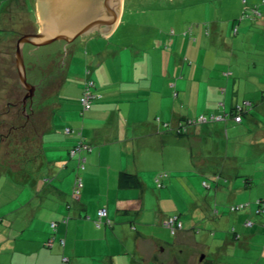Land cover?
I'll use <instances>...</instances> for the list:
<instances>
[{"label":"crops","instance_id":"crops-1","mask_svg":"<svg viewBox=\"0 0 264 264\" xmlns=\"http://www.w3.org/2000/svg\"><path fill=\"white\" fill-rule=\"evenodd\" d=\"M121 16L110 34L98 33L101 40L94 46L96 32H91L80 40L79 50L73 51L68 70L76 63L82 73L75 74L73 94L65 97L62 93L67 75L51 93L52 101L44 104L47 124L39 135L40 151L25 160L35 167L27 170L33 164L23 163L15 172L0 171L5 184L15 183L17 189L10 197L4 184L0 192V264H180L189 246L198 248L189 253L194 264H202L208 254L217 260V255L228 252L219 238L206 245L209 229L206 225L203 230L197 228L201 224L198 217L209 215L211 209L209 199L199 197L198 189L188 183L193 179L185 184L190 197L187 205L166 197L174 193V180L189 168L199 180L206 174L214 177L200 145L204 141V146L209 145L211 129L236 122L223 118L217 124H192L188 120L201 114L231 115L237 104H243L246 117L252 119V102L240 100L243 81L236 69L221 67L224 62L218 64L205 56L208 65L198 58L188 62L187 55L182 56L183 39L177 35L148 50L119 47L111 41ZM200 31L193 41L202 38ZM28 51L31 54L33 49ZM85 69L101 95L88 110L79 103ZM79 141L86 147L70 154ZM40 170L47 171L44 182L35 180ZM123 172L134 175L126 184L121 180ZM159 172L167 174L161 187L155 182ZM77 178L81 184L75 193ZM149 191L156 194L151 196L156 205L150 203ZM101 207L106 208L109 222L102 221L97 227ZM171 215L183 222L176 233L163 225ZM233 237L243 239L238 234ZM201 250L206 253L200 254Z\"/></svg>","mask_w":264,"mask_h":264},{"label":"rangeland","instance_id":"rangeland-1","mask_svg":"<svg viewBox=\"0 0 264 264\" xmlns=\"http://www.w3.org/2000/svg\"><path fill=\"white\" fill-rule=\"evenodd\" d=\"M253 2L259 4L260 0H247L246 3L243 0H123L124 10L120 27L111 41L119 44V47L133 46L135 50H148L149 46L159 47L158 43L165 38L180 36L183 39L184 58L186 55L187 60L198 58V61L201 60L206 65V60L218 64L224 62L225 65L221 67L236 69L243 81L241 103L247 100L252 102V119H248L246 113L242 114L243 121H235L228 112L215 114L224 115V120L236 123L233 126L225 125L211 129L207 135L209 145L204 146L206 141L200 145L206 153L214 177L206 174L199 180L189 168L188 172L181 173L178 181L174 180V193L166 197L168 201L174 198L187 205L190 197L185 184L191 178L193 183H188L198 189V193L195 191L198 196L209 199L211 213L198 217L196 221L201 224L197 228L203 230V225H206V229H209L210 238L206 245H209L212 238H219L226 244L225 249L228 252L217 255V260L215 256L208 254L202 264H264V212L256 214L254 211L258 198L262 200L261 205L264 204V138H261L264 130H260L264 129L261 127L264 125V9L260 8L262 10L258 16L240 19L244 11L251 12L248 9L255 3L249 8L248 4ZM32 13L36 15L35 19ZM38 29H42V24L37 11V0H0V171L3 173L6 170L15 172L23 163L33 164L27 170L35 167L32 161L25 160L38 153L39 135L47 124V107L37 110L33 124L26 120V115L21 114L18 108V101L25 89L19 81L16 68V39L24 33ZM199 29L202 38L195 42L192 38L196 37ZM92 36L96 40L92 43L94 46L101 40V35L96 32ZM83 37L86 36L77 37L70 43H57L60 58L66 63L61 78L64 79L68 75L67 80L63 81L64 87L61 85L63 89L60 87L65 97L73 94L76 88L75 74L79 71L82 73L81 66L77 67L76 63L70 71L67 65L73 51L79 50ZM48 45L33 47L34 52L37 51V56H40ZM161 45L165 47L166 44L162 42ZM75 46L77 50H73ZM196 47L202 50L198 51ZM206 48L210 50L207 53L203 52ZM23 55L24 62L28 64V44L24 45ZM202 56H205L206 60H203ZM54 71L51 70L50 77L54 75ZM59 82V79L55 82L47 81L42 90V99L46 97L44 104L52 101L51 93L59 87ZM242 105L237 104L234 109ZM208 121L217 124L223 120ZM45 147L43 146V151ZM193 147L195 148V144ZM40 173L42 174L35 180L46 181L47 171L40 170ZM3 176L0 177V192L6 181ZM26 177L25 175L24 178ZM5 185L8 196H15V183L8 181ZM147 195L151 200V196L156 194L149 191ZM151 202L156 205L155 198L152 197ZM233 205L242 207L231 210ZM246 219H250L253 226L244 225ZM233 234H238L243 239H237ZM196 249L198 248L189 246L185 250L187 257L180 264H194L189 253H195ZM212 249L215 250V246H212ZM202 253L206 251L201 250L200 254Z\"/></svg>","mask_w":264,"mask_h":264},{"label":"water","instance_id":"water-1","mask_svg":"<svg viewBox=\"0 0 264 264\" xmlns=\"http://www.w3.org/2000/svg\"><path fill=\"white\" fill-rule=\"evenodd\" d=\"M37 11L42 29L24 33L16 39L15 62L21 85L26 89L22 97L32 98L35 85L27 80L23 45L38 48L58 40L72 42L91 32L108 35L123 12V0H37Z\"/></svg>","mask_w":264,"mask_h":264},{"label":"built area","instance_id":"built-area-1","mask_svg":"<svg viewBox=\"0 0 264 264\" xmlns=\"http://www.w3.org/2000/svg\"><path fill=\"white\" fill-rule=\"evenodd\" d=\"M259 5H264V0H260L259 4L254 5L253 7H251L248 10H251V12H246V13H242L240 19H242L243 17H248V18H252L255 16H258L261 14L260 10H259ZM89 69H85V80H84V84H83V88H82V92L81 95L79 97V103L82 107L83 110H88L90 109V107L92 106V103L94 102V100L98 99L101 97V95L96 92V87H95V82L94 80L89 76ZM175 95V92L173 93ZM242 106H237V109H241ZM224 115H217L215 116L214 114H210L209 116H205V115H199L196 119H190L188 120L189 123H196V122H204V121H208V120H215V119H223ZM234 119L236 121H240L241 117L240 115H235ZM185 129V127H182ZM179 131H181V128L178 129ZM83 147H86L85 144H82L81 141H79L73 148L70 149L69 153L70 154H76L80 149H82ZM82 160V158L80 159V161ZM80 165L82 166V161L80 162ZM167 174L165 172H159L155 175V182L157 184L158 187L163 186L162 184V179L166 176ZM81 184L80 179L77 178L76 182L74 183V191L75 193H77V187ZM73 193V194H75ZM261 203L262 200L261 199H257V203L256 205L258 206L256 209V212H262L263 209L261 208ZM242 206L240 205H233L230 207L231 210H237L239 208H241ZM107 216V212H106V208L105 207H101L97 210V219L95 220V225L97 227H99L102 223V221L108 223L109 220L106 218ZM105 219V220H104ZM164 226L168 227L171 231V233H176L178 230L182 229L183 227V222L182 220H180L178 218L177 215H171L168 216L166 218V220L163 223ZM244 225L246 226H251L252 222L250 220H246L244 222ZM52 226H54V223H52ZM51 241L48 240L46 242L47 245H50ZM65 259V258H64ZM63 259V260H64Z\"/></svg>","mask_w":264,"mask_h":264},{"label":"flooded vegetation","instance_id":"flooded-vegetation-1","mask_svg":"<svg viewBox=\"0 0 264 264\" xmlns=\"http://www.w3.org/2000/svg\"><path fill=\"white\" fill-rule=\"evenodd\" d=\"M124 10V8H123ZM64 40H58L55 42L50 43V45L46 46L40 56H37V51H31L30 56L31 59L29 60L28 64H26V75L27 80L35 85V90L32 98L26 99L25 108L22 105V97L27 92L25 89L24 94L22 95L21 99L18 101V108L21 114L26 115V120L31 124L35 121V113H37L38 109H44V101L46 99L43 98V87L46 86L47 81L53 80L54 78H58L59 80L64 74L65 71V61L63 58H60L61 54L59 53L57 43H62ZM28 43H25L26 45ZM23 45V47H24ZM30 45V44H29ZM33 48V46H32ZM46 51V52H44ZM39 53V52H38ZM32 60V61H31ZM41 66V67H39ZM57 70L56 72L54 71ZM45 70H49L48 72H44ZM51 70L55 73L50 77ZM32 114V116H31ZM47 119V116L45 117Z\"/></svg>","mask_w":264,"mask_h":264},{"label":"trees","instance_id":"trees-1","mask_svg":"<svg viewBox=\"0 0 264 264\" xmlns=\"http://www.w3.org/2000/svg\"><path fill=\"white\" fill-rule=\"evenodd\" d=\"M259 8V7H258ZM32 16H33V18L35 19V14L34 13H32ZM21 36V35H20ZM32 46L33 45H29L28 44V49H30V48H32ZM34 47V46H33ZM33 49V48H32ZM34 50V49H33ZM31 52V51H30ZM30 55V54H29ZM30 57V59H31V56H29ZM25 65H26V63H25ZM39 67H41V66H39ZM42 68V67H41ZM263 98H264V95H263ZM243 113H245V110L243 109V106L241 107V109H234L232 112H231V115L234 117L235 115H240V117H241V120H242V114ZM240 120V121H241ZM236 121V120H235ZM36 131V130H35ZM38 150V152L40 151V149L38 148L37 149ZM122 178H121V180L123 179V183H128L127 182V180L128 179H131L134 175L132 174V173H128V172H123L122 173ZM133 183H134V181H133ZM258 199H260V198H258ZM257 205H256V208H255V212H256V209H257ZM261 208L263 209V205H261ZM264 210V209H263ZM256 213H258V212H256ZM259 213H261V212H259ZM247 220V219H246ZM250 220V219H249ZM251 221V220H250Z\"/></svg>","mask_w":264,"mask_h":264}]
</instances>
